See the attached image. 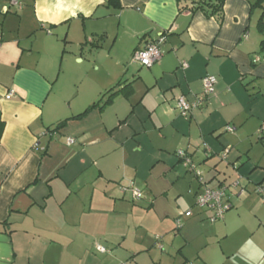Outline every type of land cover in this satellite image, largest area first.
Returning a JSON list of instances; mask_svg holds the SVG:
<instances>
[{
    "label": "crops",
    "instance_id": "crops-1",
    "mask_svg": "<svg viewBox=\"0 0 264 264\" xmlns=\"http://www.w3.org/2000/svg\"><path fill=\"white\" fill-rule=\"evenodd\" d=\"M117 1L0 0V264H111L95 261L91 252L105 254L113 245L136 260L142 244L128 236L138 212L126 202L131 193L119 186L123 175H142L140 165L176 171L192 200L187 212H194L193 200L204 188L226 185L231 209L222 220L223 240L237 227L251 237L264 229L262 219L256 228L246 220L264 207L255 192L264 185V136L258 133L264 47L261 14L255 21L257 9H251L256 0H225L220 24L201 12L179 11L176 0ZM156 41L159 61L139 73L133 53ZM86 50L106 52L112 65L107 70L95 60L79 76L72 69L83 60L73 52ZM205 76L216 78L214 92L185 118L176 100L194 101ZM111 79L123 92L76 118L102 99ZM137 110L149 114L143 129L135 118L129 122ZM229 126L231 133L224 131ZM177 150L200 166L202 183L181 172ZM149 202L148 210L158 211L155 196ZM209 214L199 209L196 216L209 221ZM260 242L256 247L264 252Z\"/></svg>",
    "mask_w": 264,
    "mask_h": 264
},
{
    "label": "rangeland",
    "instance_id": "rangeland-1",
    "mask_svg": "<svg viewBox=\"0 0 264 264\" xmlns=\"http://www.w3.org/2000/svg\"><path fill=\"white\" fill-rule=\"evenodd\" d=\"M257 13L255 21L262 13V10L258 8ZM73 53L78 57L81 56L83 60V64L79 68L75 67L72 69L75 70L76 74L79 76L87 74L92 68L95 60L104 65L107 70L112 65L110 64L111 61L106 58L104 54L106 52H102L100 55H95V52L89 50L84 51L82 54H79L78 51ZM73 60L74 56L72 55L70 57L72 65H74ZM134 66L133 68H128V77L130 78L132 77L131 73L133 75L136 74V72H134L136 71ZM119 70H122L121 67ZM138 71L139 73L144 72L147 71V68H141L138 69ZM65 75H67V73H65ZM69 75L72 76L70 71ZM122 77L119 79L121 82H124L125 79L129 80L127 77H124L123 79ZM116 80L113 81V79H111L110 82L107 81L106 85L104 84V86H106V91H104V93L115 86ZM71 85L78 88V83L72 82ZM120 87H122V83L120 84ZM107 99V96H105L102 100V104ZM120 103L123 105L124 102ZM147 116H149V114L137 110L132 115V119H130L129 122L132 123L135 118V121L137 120L143 129L144 125L148 122ZM167 134L168 133L165 132L164 136L166 137ZM152 138L155 139L154 136ZM152 143V151L153 153H156L158 158L157 148L160 145V142L159 140H155L152 141ZM173 148L174 147H172L169 154V159L171 161L174 159L172 154L174 152ZM178 151L179 150L175 152V157ZM254 152L255 150H253V153ZM171 161L169 162L171 163ZM138 164H141V161H139ZM193 165L203 177L200 166L195 164L194 161ZM139 167L140 174L142 175H138V177L123 175L119 191H121V188L132 186L133 189L139 191L141 194V199L139 201H134L129 195L126 197L128 205L134 207L133 209H135L139 215L135 214V220H131L132 225H129L131 234L126 233L127 227H122L123 233L129 234L128 241L129 239L135 242L138 241L139 244H142L143 252L139 254L136 260L128 259V257L118 249V245H113L110 246V249L112 250L109 251L108 249H105V254H99L93 250L91 254L95 261L102 262V258H104L106 263H109L111 260V264H186L185 261H187V264H264V259L263 262H261V259L264 258V252L256 247L261 245V240L264 241V229L259 230L256 236L251 237V235L245 233L246 231L237 227L230 233L232 234L231 237L225 241L221 237L222 234H225L222 220L212 224L200 216L197 217L196 214L199 209L196 207H193L194 212L193 210H189L191 216L194 213V218L187 220L183 217V214L190 208L192 200L190 203V198L186 194V183L182 182V180L176 182V171H173L170 167L168 169H162L161 164H159L153 171L144 169L141 165ZM183 168H181V172H187L189 179H194L196 182V175L193 173L190 174L187 169L184 168V170ZM163 175L165 176L163 177ZM183 179L186 181V178L183 177ZM152 188L155 191H158V193L151 196ZM163 192L166 193L165 198L160 196ZM154 196L157 199L158 211L156 212L149 211L147 208L150 204V202L148 203V200ZM193 202L195 204V199ZM237 210L238 207L232 209L230 212L236 213ZM244 214H247V212L244 211ZM180 215L181 217L179 218ZM255 216L256 217H254V215L251 216L249 213L247 215L248 219L246 220L252 221V228H256L258 219L259 221L262 219L264 223V207L256 212ZM177 219L181 222L180 227L176 225ZM155 220L162 221L160 222L162 224L158 225L157 223H153ZM190 220L194 221L193 225L189 227V229L183 228L186 222ZM185 232L187 237H185ZM247 232L250 234L249 230H247ZM215 233L218 234V236H215ZM155 238H160L158 245L161 246V249L157 247ZM104 246L107 247L106 245ZM179 251H181L180 254ZM114 257L117 258L115 261H113Z\"/></svg>",
    "mask_w": 264,
    "mask_h": 264
},
{
    "label": "built area",
    "instance_id": "built-area-1",
    "mask_svg": "<svg viewBox=\"0 0 264 264\" xmlns=\"http://www.w3.org/2000/svg\"><path fill=\"white\" fill-rule=\"evenodd\" d=\"M16 5V2L12 3ZM159 42H151L146 44L143 48L136 50L132 55V63L137 65L140 68H150L155 63H157L161 57L158 44ZM0 46H1V37H0ZM257 61V60H256ZM255 61V62H256ZM187 65L185 63L181 64V68L185 69ZM202 93L198 95L194 101L188 102L184 97H179L176 100V108L182 116L191 114L195 109L203 106L208 98L213 94L214 87L216 85V78L213 76H205L201 80ZM10 97V96H9ZM7 97V98H9ZM232 127H225L224 131L231 133L233 132ZM259 135L264 136V123L260 126ZM72 142V140H70ZM37 147V145H35ZM177 158L182 162V165L186 169H190L193 174L196 175L198 181L202 183V177L200 172H198L192 163L191 157L184 151L177 152ZM222 161L225 160V157H221ZM129 190L135 199L140 198V193L133 189L132 186L127 188H122V191ZM255 192L264 199V185L260 184L255 187ZM229 194L228 187L223 186L216 189H207L204 188L200 193L195 196V205L199 209H204L208 211L209 217L208 220L210 223H215L223 220L225 214L231 208L229 203ZM185 217H190L191 213L187 212L184 214ZM178 225V224H177ZM158 239H156V242ZM157 247L161 249V246L157 244ZM97 250L101 253H104V249L98 248Z\"/></svg>",
    "mask_w": 264,
    "mask_h": 264
},
{
    "label": "trees",
    "instance_id": "trees-1",
    "mask_svg": "<svg viewBox=\"0 0 264 264\" xmlns=\"http://www.w3.org/2000/svg\"><path fill=\"white\" fill-rule=\"evenodd\" d=\"M176 2H177L179 11L189 10L192 13L201 12L207 18H214L219 24L222 22V19H223V6H224V3H225V0H176ZM110 3L113 4V5H117L118 4V1L117 0H110ZM254 8L255 9H258L259 8V9L262 10L261 16L258 19L257 28H258L259 33H261L262 36H263L262 37V40H261V46L264 47V0H256V2L254 4H252V6H251V9H254ZM120 92H123V91L122 90L116 91L114 88L108 90L105 94L102 95V99L99 102H96L93 105H91L84 113H82L81 115L77 116L76 118L82 117L87 112H89L91 109L97 108V106H99L102 103V100H103V98L105 96H107L108 99L103 104L108 103L110 101V99L114 95H116V94H118ZM190 115L191 114L186 115L184 117L186 118L187 116H190ZM65 122L66 121L58 124L52 132H56V131L60 130L62 128V126L64 125ZM3 130H4V123L1 120V115H0V140H1V136H2ZM191 160H192V158H191ZM180 163L182 164L181 161H180ZM192 163H193V160H192ZM194 168L196 169L195 166H194ZM233 168L236 169V165H233ZM187 170H188V172L193 173V172L190 171V169H187ZM197 180H198V178H197ZM223 186H226V185H221V186H218L217 188H220V187H223ZM128 191L129 190L122 191V188H121V193H125V192H128ZM228 194H229V200L228 201H230L229 188H228ZM131 195H132V193H131ZM132 198L134 199V201H139L141 199V194H140V198L139 199H135L133 197V195H132ZM194 206L196 207L195 204H194ZM176 222L178 224L177 226L180 227V220L177 219ZM156 239H158V238H155V242H156ZM159 241H160V238L158 239V241L156 243L158 244Z\"/></svg>",
    "mask_w": 264,
    "mask_h": 264
}]
</instances>
